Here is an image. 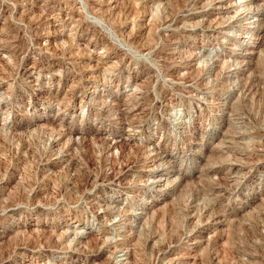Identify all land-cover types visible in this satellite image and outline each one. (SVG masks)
<instances>
[{"label": "rangeland", "instance_id": "obj_1", "mask_svg": "<svg viewBox=\"0 0 264 264\" xmlns=\"http://www.w3.org/2000/svg\"><path fill=\"white\" fill-rule=\"evenodd\" d=\"M0 264H264V0H0Z\"/></svg>", "mask_w": 264, "mask_h": 264}, {"label": "bare ground", "instance_id": "obj_2", "mask_svg": "<svg viewBox=\"0 0 264 264\" xmlns=\"http://www.w3.org/2000/svg\"><path fill=\"white\" fill-rule=\"evenodd\" d=\"M257 12V11H256ZM157 180V179H156ZM154 182V181H153ZM156 183H157V181H156ZM79 234V233H78Z\"/></svg>", "mask_w": 264, "mask_h": 264}]
</instances>
